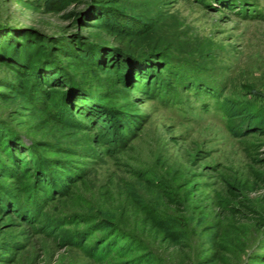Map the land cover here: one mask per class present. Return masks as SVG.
Wrapping results in <instances>:
<instances>
[{
  "label": "rangeland",
  "instance_id": "obj_1",
  "mask_svg": "<svg viewBox=\"0 0 264 264\" xmlns=\"http://www.w3.org/2000/svg\"><path fill=\"white\" fill-rule=\"evenodd\" d=\"M110 60L149 84L126 92ZM262 116L264 0H0V264H264Z\"/></svg>",
  "mask_w": 264,
  "mask_h": 264
},
{
  "label": "trees",
  "instance_id": "obj_2",
  "mask_svg": "<svg viewBox=\"0 0 264 264\" xmlns=\"http://www.w3.org/2000/svg\"><path fill=\"white\" fill-rule=\"evenodd\" d=\"M68 1L69 0H45V5H46L48 12H52L54 4L59 5L60 8L61 7L63 8L67 5ZM105 8H108V6H105ZM92 16L94 17L93 19L95 21V26L99 29L106 30L109 32H113V31L120 32L121 31L124 34L127 33L126 31L129 28L128 23L123 26L117 25V22L113 18V15L110 13H103L102 10H100L99 12L93 14ZM29 50H30L29 48L27 50L26 49L23 50L26 57H27V52ZM61 51H64V50H61ZM62 53H64V56L66 57H75V58H79L86 62L92 61L91 58H93L92 56L84 52L82 47H80V49L78 48L76 52H73L72 50H70L67 52L64 51ZM105 57L110 59V57L112 56L109 53H107ZM20 63H24L25 65V59L21 58ZM122 63L120 61L110 60L108 62L100 64L99 68L102 69L104 73H107L108 75L113 76L118 81H120V83L125 88L126 92L138 91V87H139L138 82L143 83V84H149L148 77H146V75L143 74L142 72H137L136 74H133V77H134L133 79L130 78L129 75L131 74V70L128 69V66L126 67L124 65L125 62H122ZM163 70L165 69L163 68ZM38 81H39V84L47 88L61 87V88H65L66 90H68L67 91L68 97L66 98L67 99L66 102L68 106L72 107L73 114L77 116L78 119L83 120L89 124H93L95 128L99 130V132L101 133L96 143L97 144L102 143L104 142V140H107L108 142L111 141L110 138L114 137L113 135L114 133L111 132L112 131L111 127L107 123H105V121H103L101 118H97V119L94 118L95 116H92L91 115L92 113L88 112V110L85 109L86 106H83L84 104L83 102H85V100L81 97V95L75 93V90L73 89V87L69 85V82L65 81L64 74H62L61 71L58 70V71L52 72V71H47L46 69L43 73L38 74ZM26 90L27 88L25 86L21 87L19 91L20 95H23L24 93H26L25 92ZM74 93L76 96L72 98L71 96ZM20 95L16 97H19ZM230 112H234V109L231 108ZM242 114L244 115V113ZM244 116L247 117L249 115L245 114ZM248 118H251V117H248ZM255 120L254 122H256L257 130L264 132V116L257 117ZM124 129H125L124 127L120 128V130H124ZM0 136H1V133H0ZM7 146H12V144H10V142L7 141ZM12 147L14 148V152L16 153V156L13 157L14 159L10 157V160L14 162L15 165H18L21 163L26 164L27 163V158H25L26 153L19 152L18 146L16 147L14 145ZM0 154L2 155L8 154L7 149L5 147H1ZM0 173H1L0 174L1 176L5 175L4 174L5 172L3 170H0ZM172 224H169L164 229L165 240L176 241V238L174 237L173 232L171 231L172 227H170L172 226ZM100 226L107 230L110 228V224L105 223V222H102Z\"/></svg>",
  "mask_w": 264,
  "mask_h": 264
}]
</instances>
